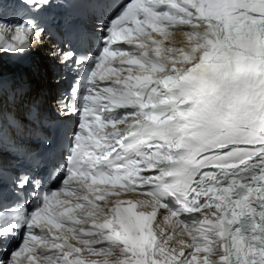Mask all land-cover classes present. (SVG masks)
Returning <instances> with one entry per match:
<instances>
[{
    "label": "snow or ice",
    "instance_id": "6c2138e0",
    "mask_svg": "<svg viewBox=\"0 0 264 264\" xmlns=\"http://www.w3.org/2000/svg\"><path fill=\"white\" fill-rule=\"evenodd\" d=\"M60 2L0 0V53L73 77L51 134L9 122L0 264H264V0Z\"/></svg>",
    "mask_w": 264,
    "mask_h": 264
},
{
    "label": "bare ground",
    "instance_id": "6f19581e",
    "mask_svg": "<svg viewBox=\"0 0 264 264\" xmlns=\"http://www.w3.org/2000/svg\"><path fill=\"white\" fill-rule=\"evenodd\" d=\"M27 74H29V73H27ZM28 76H30L29 77V79L26 81L27 82V86H29V88L28 89H31L32 88V86L33 87H42V85L44 86V83H43V81H42V79L41 78H39L38 80H34L32 77L33 76H31V75H28ZM32 78V79H31ZM30 85H31V87H30ZM180 245H178L177 247H179Z\"/></svg>",
    "mask_w": 264,
    "mask_h": 264
}]
</instances>
